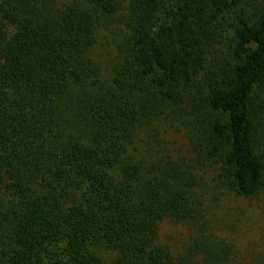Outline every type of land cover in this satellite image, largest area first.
Instances as JSON below:
<instances>
[{"label":"trees","instance_id":"trees-1","mask_svg":"<svg viewBox=\"0 0 264 264\" xmlns=\"http://www.w3.org/2000/svg\"><path fill=\"white\" fill-rule=\"evenodd\" d=\"M222 193L264 197V0H0V264H228Z\"/></svg>","mask_w":264,"mask_h":264},{"label":"rangeland","instance_id":"rangeland-1","mask_svg":"<svg viewBox=\"0 0 264 264\" xmlns=\"http://www.w3.org/2000/svg\"><path fill=\"white\" fill-rule=\"evenodd\" d=\"M176 143L183 141L176 135ZM208 236L232 243L238 256L228 264H248L264 255V197L238 199L233 194L222 193L211 204L208 197ZM211 209V210H210ZM191 222L164 219L159 226L158 242L168 246L174 254H180L199 235Z\"/></svg>","mask_w":264,"mask_h":264}]
</instances>
